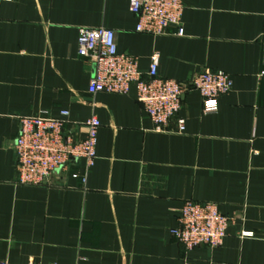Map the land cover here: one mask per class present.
<instances>
[{"label": "crops", "instance_id": "0c3cea01", "mask_svg": "<svg viewBox=\"0 0 264 264\" xmlns=\"http://www.w3.org/2000/svg\"><path fill=\"white\" fill-rule=\"evenodd\" d=\"M128 1L0 2V261L264 264V0H183L181 37L176 26L160 37L136 33ZM100 27L114 31L144 78L156 55L160 78L187 86L221 71L231 91L210 114L197 91L185 93L157 132L134 87L88 93L93 68L77 55L78 30ZM41 111H68L74 141L97 118L95 163L84 171L74 162L48 186H20L19 121ZM186 201L214 203L230 219L220 247L186 251L172 237Z\"/></svg>", "mask_w": 264, "mask_h": 264}, {"label": "built area", "instance_id": "2783aa9c", "mask_svg": "<svg viewBox=\"0 0 264 264\" xmlns=\"http://www.w3.org/2000/svg\"><path fill=\"white\" fill-rule=\"evenodd\" d=\"M128 2L129 11L137 19L136 33L160 37L167 35L170 27L176 26V35L183 36V29L179 26L184 10L183 0ZM76 50L77 55L93 68L88 93L126 95L134 87L145 117L157 132L165 131L168 123L177 115L180 98L185 93L197 91L202 101V112L210 114L217 111L218 99L227 95L232 88L231 79L221 71L205 70L187 86L160 78L156 55L151 57L149 71L144 78L139 72L138 60L119 53L114 31L104 27L80 28ZM69 119L68 111H61L58 118L41 111L35 116L20 119L19 134L13 145L17 185L48 186L57 172L68 170L72 163L78 161L82 162L84 171L93 167L100 122L95 117L87 119L84 139L74 141L65 134V126L71 124ZM184 131V120H178L177 132L181 134ZM71 177L85 184V175L75 173ZM229 224L230 219L219 211L216 204L186 201L179 211L177 226L170 234L186 251L201 246L216 249L222 245ZM0 264L10 263L0 261Z\"/></svg>", "mask_w": 264, "mask_h": 264}]
</instances>
